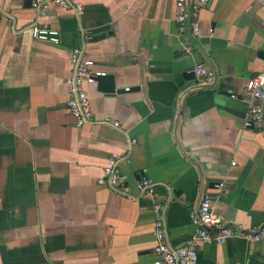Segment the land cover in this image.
Masks as SVG:
<instances>
[{
    "label": "crops",
    "instance_id": "crops-1",
    "mask_svg": "<svg viewBox=\"0 0 264 264\" xmlns=\"http://www.w3.org/2000/svg\"><path fill=\"white\" fill-rule=\"evenodd\" d=\"M75 1L79 12L48 0L40 16L31 2L0 0V264H153L156 198L139 192L142 177L169 195L172 245L195 232L190 213L205 194L227 222L263 224L264 127L245 124L243 92L264 70V6L210 0L180 28L175 0ZM34 22L59 41L32 37ZM82 39L112 81L86 86L95 119L120 127H77L66 108L69 57ZM200 63L211 82L194 74ZM114 154L129 159L119 163L123 181L99 184ZM198 264H264V236L200 243Z\"/></svg>",
    "mask_w": 264,
    "mask_h": 264
},
{
    "label": "built area",
    "instance_id": "built-area-1",
    "mask_svg": "<svg viewBox=\"0 0 264 264\" xmlns=\"http://www.w3.org/2000/svg\"><path fill=\"white\" fill-rule=\"evenodd\" d=\"M51 1L65 9L77 12L82 9L81 4L75 0ZM209 2L210 0H175V17L180 28H183L182 24L185 22L189 12L196 14L202 8L208 6ZM257 2L264 6V0H257ZM48 3V0L31 1L32 7L40 16L45 13ZM29 30L34 38L52 42L59 41L58 30L47 27L45 24L34 22L30 24ZM191 30L195 35H199V28L196 22L191 24ZM86 38H89V34H86ZM83 42L84 40L82 39L81 43L72 48L70 53V69L64 79V84L68 91L66 108L77 127L95 122L120 127V122L110 116L95 119L86 86L94 84L98 77L106 75V70L96 60L87 56ZM193 72L199 80L204 82H211L214 77L213 70L201 63L194 67ZM125 89L128 90L129 88ZM243 95L249 104V119L245 124L248 125L250 122H254L264 127V70L247 80ZM131 142L134 143L135 139L132 138ZM124 159L129 161L125 156L115 154L109 156L103 166L102 176L98 178L97 182L112 187L121 183L123 179L119 163ZM214 186L217 191H220L224 188L225 182L220 180L215 182ZM137 187L142 194L156 198L152 203V210L155 216L153 264H198V247L200 243L214 242L223 244L231 238H242L249 242H256L264 236V223L250 228L231 224L214 212L213 196L205 194L196 210L190 213L191 222L196 226L195 232L181 244L172 245L167 239L164 218L165 204L163 200L169 198L168 193L157 194L155 182L147 177H142L138 181Z\"/></svg>",
    "mask_w": 264,
    "mask_h": 264
},
{
    "label": "water",
    "instance_id": "water-1",
    "mask_svg": "<svg viewBox=\"0 0 264 264\" xmlns=\"http://www.w3.org/2000/svg\"><path fill=\"white\" fill-rule=\"evenodd\" d=\"M30 2H31V0H26L25 5L26 6L30 5ZM104 28H106V26H100V27L92 29V32L93 33H99V32H102L104 30ZM98 36H93V37H98ZM95 39H97V38H95ZM97 80L99 82L105 83L107 85L105 87V89H108V90L112 89V81H111V75L110 74H106L104 76H100V77L97 78Z\"/></svg>",
    "mask_w": 264,
    "mask_h": 264
}]
</instances>
